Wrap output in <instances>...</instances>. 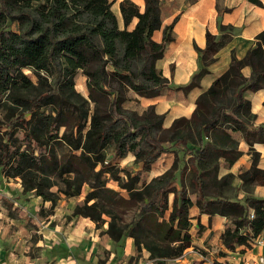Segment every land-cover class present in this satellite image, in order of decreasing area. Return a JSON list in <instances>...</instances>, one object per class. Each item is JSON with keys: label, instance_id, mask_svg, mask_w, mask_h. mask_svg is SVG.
Returning <instances> with one entry per match:
<instances>
[{"label": "trees", "instance_id": "trees-1", "mask_svg": "<svg viewBox=\"0 0 264 264\" xmlns=\"http://www.w3.org/2000/svg\"><path fill=\"white\" fill-rule=\"evenodd\" d=\"M114 2L0 0L1 176L19 179L23 194L50 202L52 208L61 196H80L87 185L90 192L74 205L72 215L88 218L96 229L106 222L105 215V234L113 242L132 238L136 255L144 249L155 264L177 259L192 247L193 205L201 214L230 221L224 233L228 250L246 244L264 232V199L247 194L242 202L219 194L210 197L205 179L214 184L220 162L231 166L240 156L230 132L240 133L250 147L264 143V125L252 126L254 116L244 98L246 91L264 88V31L242 59L231 52L228 69L198 96L190 118H177L162 128L163 115L153 106L139 117L128 113L125 92L147 98L164 91L189 92L231 39L232 27L219 26V37L206 33V48L197 50L200 69L185 85H171L155 64L172 41L176 20L163 28L156 43L152 34L161 28L160 0H144L142 12L131 0H121V26L111 10ZM246 66L252 70L249 80L241 74ZM78 73L86 78L87 99L74 89ZM156 131L162 136L156 137ZM174 147L196 152L190 185L182 179L180 188L175 187V158L170 169L137 187L151 165ZM250 153L251 167L238 175L246 193L264 186L258 154L251 148ZM129 154L141 169L135 175L122 171V178L107 160ZM186 169L182 167L181 176ZM108 180L126 198L107 188ZM123 208L133 211L128 223L118 213Z\"/></svg>", "mask_w": 264, "mask_h": 264}, {"label": "crops", "instance_id": "crops-1", "mask_svg": "<svg viewBox=\"0 0 264 264\" xmlns=\"http://www.w3.org/2000/svg\"><path fill=\"white\" fill-rule=\"evenodd\" d=\"M114 1L118 5L121 0ZM131 1L142 12L144 0L143 6L134 0ZM160 1L161 28L154 31L152 40L160 43L163 28L176 20L170 32L172 41L155 64L156 69L171 85H185L200 69L197 50L206 48V33L219 37V26L232 27L231 39L215 54L214 61L206 68L207 74L199 80L197 87L187 93L164 91L156 97L139 96L137 99L143 109L153 106L156 114L163 115L162 124L168 128L177 118L191 117L198 96L228 69L232 51L237 59H242L246 52L255 46V37L264 31V0H258L260 6L249 0ZM241 74L249 80L252 70L248 66L243 67ZM244 98L249 102L250 113L254 116L252 126L264 125V88L255 92L248 90L244 93ZM230 134L237 143L240 156L231 166H225L220 162L216 180H221L225 176L233 179L231 188L237 196L228 198L230 200L242 202L246 194L264 199V186L252 187L249 193H246L238 179L242 171L251 167L250 148L258 154L257 168L264 169V143H254L250 147L240 133ZM161 157L154 164H157ZM169 167L170 164L162 173L170 169ZM0 178L3 180L0 183V196L9 201L12 194H16L15 197H19L20 200L12 202L21 209L23 218L33 213L30 209L33 204L45 212L44 216L39 218L37 215L32 216V222L37 226V230L21 229L6 234L7 243L0 251L1 254H7L9 264H155L149 260V253L144 249L136 255L132 238L126 236L119 242H113L105 234V228L96 229L88 218L73 216L75 205L73 201L59 200L50 209V202H42L38 197L23 194L17 181L14 182L15 187H10L12 180L4 179L2 176ZM4 203L9 206L8 202ZM45 210H48V213ZM189 217L192 247L186 249L179 258L166 260L164 264H240L244 261L264 259V244L256 243L257 240L264 242V232L246 244H236L232 250H228L224 245V233L230 226L228 219L218 214H201L196 205L189 209ZM23 218L8 216L6 222L8 226L17 222L23 225L20 223L24 221ZM31 248L32 253H37L33 258L29 255Z\"/></svg>", "mask_w": 264, "mask_h": 264}, {"label": "rangeland", "instance_id": "rangeland-1", "mask_svg": "<svg viewBox=\"0 0 264 264\" xmlns=\"http://www.w3.org/2000/svg\"><path fill=\"white\" fill-rule=\"evenodd\" d=\"M115 3V2H114ZM143 11V10H142ZM130 28H132V26H130ZM74 89L76 91L77 94H79L82 98L87 99L88 98V93H87V89H86V78L81 74L78 73L75 76L74 79ZM125 98L126 101L123 104V108L130 114H135L139 117V115L142 114L143 109L142 106H140V104L138 103V98L139 95L135 94L132 91H127L125 92ZM229 97L227 98L226 101V105H229L230 103L228 102ZM162 128H165L162 124ZM62 132V131H61ZM156 137H161L162 133L160 132H154L153 133ZM196 152L194 153H186L184 152L181 148H170V150L165 153V155H163L161 157V159L157 162V164H152L150 169L147 170V172L145 173V175L143 176L142 180L139 181L137 183V187L141 186L142 183H148L153 177L158 176L162 173L163 170H165V168L168 167V165L170 164V167L173 165L175 158H177V166H176V171H175V178H174V185L177 189L180 188V184H181V180L183 179V181L185 182L186 186H189V179L192 177V168L196 167V160L195 157L193 155H195ZM110 165L113 168V171L118 172V175L120 177H125L124 172H128L131 175H135V173L137 171H139L141 169V166L136 164L134 162L133 156H131L130 154L127 155L124 159L121 160H113V158L111 156L108 157L107 160ZM220 166V165H219ZM169 167V168H170ZM182 167H187L186 171L182 174V176L180 175V170L182 169ZM1 176V173H0ZM12 180V184L10 187H15V183L17 181V183H20L19 179H11ZM211 178L207 177L205 179V182L207 183L206 186V190L205 193L207 195H209L210 197L215 196V195H221L224 196L225 198H232L234 195L237 196V193H235L231 188V179L230 177H228L225 182L223 183V185L220 184V180H214V184L210 183ZM1 181H3L0 178V183ZM216 182V183H215ZM106 187L118 192L120 196L125 197L126 198V192L124 190H121L118 186L117 183L112 181V180H108L106 183ZM247 190H249V188H247ZM52 191H56V188H52ZM90 192V188L87 185H84L82 187V191H81V195L78 197H72L69 198L67 200L73 201L75 204L79 203L81 204L85 195ZM16 194H12L11 199L8 201L7 199H4L0 196V249L1 247L5 248V243H7L6 240V234L7 233H12V232H16L17 230H30V231H34L37 230V226L35 224H33L32 222V216L33 215H37V218H39L40 216H44L45 212L42 208H39L37 205H34L30 208L31 209V213L29 215V217H25L23 218V214L21 212V209L19 207H16L13 205L12 201H19L20 198L19 197H15ZM32 195V194H29ZM66 198H64L63 196H61L60 200H64ZM172 199V195H169V202ZM29 200V199H28ZM4 202H8L9 206H7L6 203ZM18 203V202H17ZM92 201H90L88 204H91ZM34 207V208H33ZM37 209V210H36ZM50 209H52V207H50ZM48 213V210H45ZM133 211H126L125 209H120L118 210V213L121 217H123L124 223H128L130 221V217ZM25 215V214H24ZM13 217V218H23L24 221L20 222L23 225H19L18 222L16 224H12L11 226H8V223L6 222V217ZM102 218L106 221L101 228L102 229H106L107 228V221L109 220L108 217H106L105 215H102ZM36 236V234H35ZM17 242V241H16ZM7 245V244H6ZM27 245V243H26ZM31 252L29 253V255L31 256V258H33L34 256L37 255V253H32V248L30 250ZM12 258V257H11ZM9 259H7V254H1L0 251V264H9Z\"/></svg>", "mask_w": 264, "mask_h": 264}, {"label": "bare ground", "instance_id": "bare-ground-1", "mask_svg": "<svg viewBox=\"0 0 264 264\" xmlns=\"http://www.w3.org/2000/svg\"><path fill=\"white\" fill-rule=\"evenodd\" d=\"M138 5L140 6H143V0H134ZM111 10L112 12L115 14V16L117 17L118 19V22L120 24V26L122 25L121 24V15H120V12H119V7L117 5V3L113 4L112 7H111Z\"/></svg>", "mask_w": 264, "mask_h": 264}, {"label": "built area", "instance_id": "built-area-1", "mask_svg": "<svg viewBox=\"0 0 264 264\" xmlns=\"http://www.w3.org/2000/svg\"><path fill=\"white\" fill-rule=\"evenodd\" d=\"M248 217H249L250 219L253 218V212H252V211H250V214H249ZM256 243H258L259 245L264 244L263 241H258V240L256 241ZM240 264H264V259L259 258V259H257V260L250 261V262H246V261H244V262H242V263H240Z\"/></svg>", "mask_w": 264, "mask_h": 264}]
</instances>
